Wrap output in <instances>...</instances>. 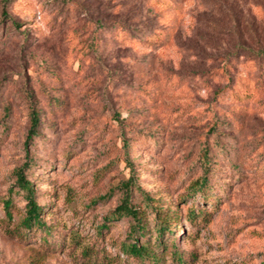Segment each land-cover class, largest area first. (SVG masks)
I'll use <instances>...</instances> for the list:
<instances>
[{"label":"rangeland","instance_id":"obj_1","mask_svg":"<svg viewBox=\"0 0 264 264\" xmlns=\"http://www.w3.org/2000/svg\"><path fill=\"white\" fill-rule=\"evenodd\" d=\"M28 160L52 228L9 235ZM131 168L156 263L120 249ZM146 197L179 216L161 254ZM262 263L264 0H0V264Z\"/></svg>","mask_w":264,"mask_h":264},{"label":"trees","instance_id":"obj_2","mask_svg":"<svg viewBox=\"0 0 264 264\" xmlns=\"http://www.w3.org/2000/svg\"><path fill=\"white\" fill-rule=\"evenodd\" d=\"M148 43H152L154 40L150 38L147 40ZM31 119V126L29 131L26 135L25 139V149L28 150L31 143L36 139L38 136V124L39 118L36 111L33 110V113L30 116ZM33 147V144H32ZM33 161V160H32ZM32 161L28 160L25 162L18 170L15 172V185L17 186V190L15 192L18 195H22V199L24 201V205L22 208L17 209L15 208L12 202V195L11 193L14 191L13 189L10 190L8 196L3 199L2 205L4 209V213L8 220L12 219L14 209L18 213V218L15 220L12 228L6 227L7 232L9 235L15 234H22L21 231H26V233L35 228L40 231H45V234L50 233V229L52 228L50 224H46L43 220V215L47 210V205L39 204L36 202L35 199V184L32 183L30 180L27 179V170L31 169ZM132 173L128 177L126 181L123 182L121 188L124 191V194L121 198L120 204L114 209V214L117 215L116 217H123L127 216L131 218L134 222L129 230L128 238L121 242L120 249L126 255L130 257L136 258L141 263H144L145 260H149L151 263H156L159 257V254L156 250L153 249L152 242L146 240V233L148 232V225L146 224V217L144 215V210L141 211L139 208L135 207L133 204L132 193L133 189L136 186L134 181V173L133 168H131ZM205 185V176L196 178L193 180L189 187L197 189V187H203ZM191 196V194L189 193ZM148 197H146L147 199ZM154 201L147 199L146 205L151 206L153 208L154 214V229L157 232L156 244H159L158 252L162 251L166 245L167 238L164 241L163 234L166 231H169V225L173 223H177L179 220V216L176 214V210H172L171 208H165L160 206V204H154ZM198 213H203L202 210H188L186 213V219H196L198 218ZM50 213V212H49ZM114 217V216H113ZM8 223L6 222V225ZM102 227H108L107 224L100 225V230ZM99 230V229H98ZM170 232V231H169ZM23 235V234H22ZM26 236V234H24ZM163 250L161 253H164ZM173 253L176 257L178 262L182 261V257L180 255ZM96 257V254H94ZM263 264V263H262Z\"/></svg>","mask_w":264,"mask_h":264}]
</instances>
